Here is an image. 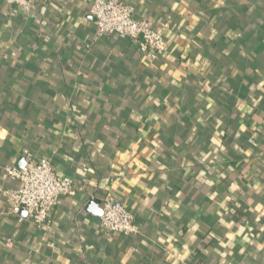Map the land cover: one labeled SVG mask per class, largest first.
Wrapping results in <instances>:
<instances>
[{
  "label": "crops",
  "instance_id": "0c3cea01",
  "mask_svg": "<svg viewBox=\"0 0 264 264\" xmlns=\"http://www.w3.org/2000/svg\"><path fill=\"white\" fill-rule=\"evenodd\" d=\"M126 1L169 24L158 59L86 0H0V264H264V0ZM28 154L75 181L48 227L6 195Z\"/></svg>",
  "mask_w": 264,
  "mask_h": 264
},
{
  "label": "built area",
  "instance_id": "2783aa9c",
  "mask_svg": "<svg viewBox=\"0 0 264 264\" xmlns=\"http://www.w3.org/2000/svg\"><path fill=\"white\" fill-rule=\"evenodd\" d=\"M11 7L28 13L36 0H4ZM96 23V35H119L137 41L142 53L155 60L167 52L166 30L169 24L156 25L147 17H137L136 8L126 0H86ZM256 145L255 139H250ZM86 168V167H85ZM9 177L21 182L20 187L6 191L11 212L38 227L51 225L54 208L61 198L74 194L75 181L59 175L53 161L28 154L20 166H6ZM101 226L109 234L130 236L139 232L136 216L117 197L107 194L100 199ZM26 215L23 216L22 213Z\"/></svg>",
  "mask_w": 264,
  "mask_h": 264
}]
</instances>
